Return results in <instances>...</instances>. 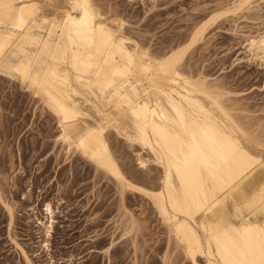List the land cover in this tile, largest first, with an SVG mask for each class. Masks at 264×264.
Returning a JSON list of instances; mask_svg holds the SVG:
<instances>
[{"label":"bare ground","instance_id":"bare-ground-1","mask_svg":"<svg viewBox=\"0 0 264 264\" xmlns=\"http://www.w3.org/2000/svg\"><path fill=\"white\" fill-rule=\"evenodd\" d=\"M255 3H216L185 43L152 55L93 0H0V76L54 117L65 157L78 155L110 177L121 200L127 193L147 200L189 264H264V120L239 122L235 113L246 106L230 102L216 79L182 69L209 25L258 14ZM256 33L243 36V49L264 69V31ZM109 131L139 149V168L160 169L158 185L123 173ZM0 179L7 181L2 171ZM44 212L38 224L47 248L49 203ZM125 220L127 233L141 228L130 212Z\"/></svg>","mask_w":264,"mask_h":264},{"label":"rangeland","instance_id":"rangeland-1","mask_svg":"<svg viewBox=\"0 0 264 264\" xmlns=\"http://www.w3.org/2000/svg\"><path fill=\"white\" fill-rule=\"evenodd\" d=\"M227 1L234 0H93L106 17L122 19L124 33L152 55L185 43L192 23ZM255 1L258 14L209 25V34L182 63L186 73L216 79L230 102L246 106L235 117L249 115L253 123L264 120V69L248 60L243 36L264 31V2ZM19 85L0 76V171L7 178L0 179V264H26L21 250L32 264H189L147 200L129 193L121 200L110 177L78 155L65 157L54 141V117ZM107 135L132 182L146 188L159 184V168L137 166L139 149L111 131ZM47 203L53 227L44 248L38 220L45 221ZM5 205L12 209L11 221ZM126 212L145 222L136 232H126Z\"/></svg>","mask_w":264,"mask_h":264}]
</instances>
